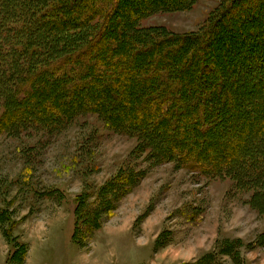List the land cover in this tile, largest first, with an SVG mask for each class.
<instances>
[{
	"label": "rangeland",
	"instance_id": "rangeland-1",
	"mask_svg": "<svg viewBox=\"0 0 264 264\" xmlns=\"http://www.w3.org/2000/svg\"><path fill=\"white\" fill-rule=\"evenodd\" d=\"M24 1L10 0L7 6L12 13L18 12ZM59 1L61 0H47L44 6L50 8ZM112 1L107 0L106 4L111 5ZM258 1L262 3L263 0ZM156 2L157 0H148L137 9L132 1L129 4L122 1L121 7L110 22L113 25L119 19L122 26H129L128 32H124V39L130 40L129 45L134 43L133 52L141 53L147 44L140 38L131 39L134 35L151 36V39L156 41L168 39L160 49L163 53L166 49H173L180 44L177 37L188 40L201 37L202 43L207 38L210 43L204 53L210 64L214 66L213 63L217 61L220 65L232 61L235 64L242 63L240 67L233 69L234 74L218 67L219 70L211 78L216 84L215 87L220 79L227 78L230 81L239 75L241 79L237 84H241L243 80L246 90H252L254 98L262 96L264 88L259 83L243 78L249 71H252L253 75L255 72H261L256 70V66L260 62L264 64V59L259 58L261 61L252 60L249 65L252 69L246 68L247 59L251 60L253 54L258 53L256 45H252L249 39V34L257 29L254 28L257 23L255 20L248 21L243 16L250 0H236L229 10L227 6L232 0H194L187 7L150 11L148 7L157 5ZM131 4L132 10L125 11ZM106 7L107 10L99 13L82 29H79L76 26L78 23L75 22L74 29L57 36L61 41L54 43L56 37L44 34L45 45H31L30 49L41 47L49 51L58 47L62 49L66 45L59 55L64 58L86 48L92 39L103 32L102 26L105 25L109 9ZM263 7L259 13L264 15ZM141 8L148 12L142 13ZM225 11L227 14H219ZM217 14L219 15L215 20ZM5 20L7 25L21 26V21L13 22L12 18ZM263 20L261 17V21ZM263 26L264 24L261 27ZM217 29H220L223 36L216 38L217 32L209 34ZM84 34L86 36H83ZM18 42L20 40L7 41L0 51H10L9 47L16 44L18 47ZM215 45L219 46L220 51L214 50ZM261 50L263 56L264 48ZM116 55L118 56V52H115ZM154 55L155 53L151 54ZM33 57L35 60L39 58V61H34L27 72L17 71L24 81L32 79L48 67L49 63L55 61V57L40 58L36 54ZM241 57L245 60L240 63ZM12 58L9 54L7 61ZM0 69L4 75L13 72L9 66L3 68L1 65ZM29 87L27 84L17 95L28 97ZM0 89L3 88L0 86ZM52 89L54 90L53 87ZM210 89L205 87V90ZM4 93H0L1 117L4 114V101L8 96L7 92ZM49 96L51 95H44L45 101L51 100ZM242 97L232 100L235 109L229 110L220 102L219 107L227 115H232L235 111L242 112L240 117H246L244 122L263 118L264 109L261 103L257 106L252 104L250 107L246 98ZM115 105L110 106L111 110L106 108V111H71L54 126L43 124L35 126L36 128L25 126L17 129L12 126L13 130L10 131L8 126H0V264H9L8 257L13 250L4 236L11 221L15 223L9 232L13 239L17 237L18 242L22 243L20 235L16 234L20 227V234L28 242L29 232L32 230H29V224L35 226L38 221L40 223L49 217H55L60 212L64 219L53 220L46 235L34 238V244L38 248L36 253L43 248L45 252L37 254L30 264H72L70 262L76 251L72 242L75 198L88 193V197L93 201V196H97L103 188L125 176H129L133 187L128 196H124L117 203L113 218L105 219L103 224L110 232H118L120 228L132 227L134 223V235L141 243H151L163 236L161 240L166 242V245L159 250L161 253H157L156 257H162L157 263L200 264L206 256L215 253L212 264H264V167L259 164L260 161L264 162V132L261 121H257L258 126H254V123L251 125L248 122H239L241 126L237 128L233 139L222 136L217 140L216 146L213 145L215 149H210L204 154L207 158L217 156L223 144L236 142L242 152L235 158L242 159L243 163L236 162L234 169L224 168L214 174H201L186 168L177 159L161 154L158 146L161 141L159 138L162 137L160 130L148 135L146 130H152L149 125L141 129L136 126L129 131L126 126L113 123L111 117L121 115L122 106L124 125L135 119L129 114L134 110L127 113L128 103ZM45 109L47 110V107ZM133 114L138 113L135 110ZM159 118H154V121ZM224 125L228 123H221L216 130L227 131ZM215 132L214 129L209 132L207 138L202 137L203 141H216ZM251 179L253 183L248 182ZM92 241L93 237L82 246L89 255ZM27 242L24 244L28 245L29 252L30 246ZM15 243L17 244L16 241ZM24 264H27V259Z\"/></svg>",
	"mask_w": 264,
	"mask_h": 264
},
{
	"label": "trees",
	"instance_id": "trees-1",
	"mask_svg": "<svg viewBox=\"0 0 264 264\" xmlns=\"http://www.w3.org/2000/svg\"><path fill=\"white\" fill-rule=\"evenodd\" d=\"M122 1L128 4L132 1L138 9L143 2L148 0H113L111 5L106 4L107 0H61L50 8L44 6L47 0H25L22 2L24 3L23 7L13 13L7 6L10 4V0L0 1V18H2L0 19V48L7 41L20 40L18 47L16 44L9 47L10 51H0V66L3 65V68L9 66L13 70L10 75H4L0 69V86L7 89L4 92L8 94L4 101V114L2 117L0 116V126H8L9 131L13 130L12 126L15 129L25 126H43V124L54 126L71 111L81 110L86 113L93 110L106 111V108L111 110L110 106L113 107L115 104L128 103L127 113L129 110H134L129 113L134 116L135 119L130 120L134 123L129 122L124 125L125 122L122 120L124 106L121 108V115L113 116L110 120L120 124L119 126H126L129 131L136 126L137 129H141L149 125L152 130L150 132L146 130L148 135L155 134L160 130L162 137L159 138L161 141L158 146L163 156L175 158L186 168L199 171L201 174H214L224 168L234 169L236 162L243 163L242 159L235 158L242 152V148L240 149L236 142L223 144L221 152L217 156L207 158L204 154L210 149H215L217 140L222 136L226 139H233L234 134L238 131L237 128L241 126L239 122L243 124L248 122L251 125L254 123V126H258L257 121L259 120L262 132H264V114H262L263 118L244 122L246 117H240L243 115L242 112L235 111L234 114L227 115L219 107L220 102L227 109H235V103L232 100L243 95L250 107L252 104L257 106L261 103L264 109V92L260 98H254L252 90H246L243 80L241 84H237L241 79L239 75L230 79L233 85L227 78L220 79L217 87H215L214 81H211L215 72L219 70L218 67L234 74L233 69L240 67L241 62L245 59L241 57V64H235L232 61L229 64L220 65V62L217 61V63H213V66L204 53V49L209 46L210 42L206 38L202 43L201 37L189 39L190 43L188 39H178L182 37H177L180 44L173 49H166L163 53L160 49L164 46L163 42L166 43L165 41L168 39L156 41L152 40L151 36L134 35L130 38L133 40L140 38L147 43L141 53H135L133 52L134 43L129 45L130 40L124 39V32H128L129 26L127 28L122 26L119 19L113 25L110 23L121 7ZM193 1L157 0V5L154 4L155 6L148 7V9L153 11L174 9V7L182 8L189 6ZM235 1L232 0V4H228L227 10L236 3ZM98 2L99 4H97ZM133 4L129 7L125 6V11L132 10L130 8ZM250 4L247 13L244 12L243 16L246 20H255L257 23L254 27L257 29L249 34V39L252 45H256L258 53L253 54L251 60L247 59L246 68L249 67L252 60L261 61L259 58L264 59L261 50L264 48V29H262L264 26L261 27L264 24L261 17L264 18V15L259 13L264 6V0L262 3L258 0H250ZM106 6L109 9L106 13L105 25L102 26L103 32L101 31L92 39L86 48L64 58L59 55L66 45L62 49L58 47L49 51L41 47L30 49L31 45L38 46L40 43L45 45L43 39L46 36L44 34L56 37L54 43H57L61 41L60 37H57L60 34L72 30L76 26L79 29L88 26V23L92 19L94 20L99 13L107 10ZM141 9L142 13L148 12L144 8ZM225 13L226 11L219 14L225 15ZM219 14L215 16V20ZM10 18L13 22L21 21V26L5 24V19ZM75 22L78 23L76 26ZM213 32L218 33L216 38L223 36L220 29L212 30L209 34ZM214 50L220 51L219 46L217 45ZM115 52H118V56H115ZM152 53L155 55L151 56ZM9 54L13 56L11 61H7ZM34 54L40 58L55 57V61L49 63L48 67L37 73L32 79L24 81L17 71L27 72L33 66L34 61H39V58L34 59ZM26 55L32 57H26ZM261 63L256 66V70H261V72H255L254 76L251 74L252 71H249L250 73L245 74L243 78L255 81L256 84L259 83L264 88V64ZM182 66H184L183 69H179ZM175 67L177 72L174 70ZM250 67L249 69H252ZM27 84L30 86L28 88L29 96L19 97L18 91L25 88ZM257 86L255 85V87ZM205 87L212 89L205 90ZM3 89H0V93L5 94ZM45 93L51 95L49 96L51 100L46 99L47 103L44 97ZM234 94L237 95L234 96ZM248 94L254 99L247 96ZM135 110L138 114L134 115ZM156 117L160 118L154 121ZM224 122L228 123V125H224L227 131L216 130ZM214 129L216 141L210 143L209 140L203 141L202 137L207 138L209 132ZM213 145L215 146L213 147ZM259 164L264 167V162L260 161ZM248 182H252V179ZM132 184L129 182V176H125L103 188L97 196H93V201L88 197L90 195L88 193H83L75 198L72 236L75 244L84 247V243L103 227L105 219L113 218V211L116 210L117 203L124 196H128L129 190L133 187ZM48 195L51 194L48 193ZM14 224L11 221L8 232H4L7 242L13 249L7 262L9 264H24L28 255V245L23 242L19 243L17 237L13 239L10 235L9 232L12 231ZM162 237L155 242V252L163 249L166 245V242H162ZM214 258L215 253H212L206 256L200 264H212Z\"/></svg>",
	"mask_w": 264,
	"mask_h": 264
},
{
	"label": "crops",
	"instance_id": "crops-1",
	"mask_svg": "<svg viewBox=\"0 0 264 264\" xmlns=\"http://www.w3.org/2000/svg\"><path fill=\"white\" fill-rule=\"evenodd\" d=\"M63 210V209H62ZM61 213V212H60ZM56 214L55 217H47L50 220L38 221L33 226L29 224L30 237L28 242L20 234V227L17 229V235H20L21 242L28 243L30 248L27 256V264L37 254H44L45 249L36 253L37 245L34 244L35 237H43L51 228L53 220L64 219L62 214ZM44 217V216H43ZM33 220V219H32ZM58 222V221H57ZM127 229V231H125ZM118 232H110L105 225L95 233L92 241L91 254H87L85 250L75 244L76 251L70 263L72 264H161L157 263L162 257H156L157 253L162 251H154L155 241L149 243L139 242L134 235L133 226H124ZM164 251V250H163ZM173 259V258H172Z\"/></svg>",
	"mask_w": 264,
	"mask_h": 264
}]
</instances>
